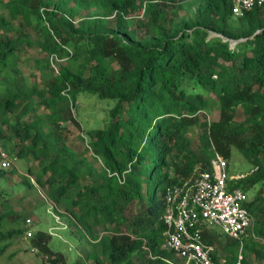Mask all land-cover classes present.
<instances>
[{
  "label": "trees",
  "instance_id": "16d2710c",
  "mask_svg": "<svg viewBox=\"0 0 264 264\" xmlns=\"http://www.w3.org/2000/svg\"><path fill=\"white\" fill-rule=\"evenodd\" d=\"M231 7V0H0V142L14 159L36 162L38 171L27 168L33 182L23 175L21 184L42 189L88 243L70 264H170L159 220L166 187L198 164L209 169L214 151L230 159L232 148L254 168L230 187L248 195L260 185L246 202L253 224L241 246L222 243L213 228L202 235L215 247L214 264L219 248L225 264H236L239 252L240 264H264L257 239L264 241V1L242 15ZM33 24L43 55L33 58L40 83L29 85L17 57ZM53 54L66 56L57 72ZM80 93L113 105L105 127L76 138L86 139L76 151L65 124L80 128L70 113ZM213 106L218 117L209 120ZM13 164L0 165V179L16 173ZM25 220L0 186V256L25 236ZM28 239L39 264H69L47 231Z\"/></svg>",
  "mask_w": 264,
  "mask_h": 264
},
{
  "label": "rangeland",
  "instance_id": "374dc122",
  "mask_svg": "<svg viewBox=\"0 0 264 264\" xmlns=\"http://www.w3.org/2000/svg\"><path fill=\"white\" fill-rule=\"evenodd\" d=\"M6 11V10H5ZM8 16V15H7ZM15 25L17 23H14ZM29 31L28 37L30 42H26L23 45L25 52L21 53L17 59L21 73L25 78L27 84H39L40 74L38 70H33V58L40 57L43 55L40 49L41 36L39 35L38 27L34 24L27 27ZM58 56V55H57ZM49 61L57 72L59 66L66 64V56L56 57L49 56ZM113 101L98 98L95 95L81 94L78 97L77 107H70V113L75 117L80 128H77L76 124L72 121L66 122L65 125L73 132L70 139H73L72 145L76 151H82L85 145L80 139H76L78 136L85 137V132L91 128L105 127L109 122V109L112 107ZM217 106H213V110L208 113L209 120H215L218 117ZM196 130H190L189 136L196 138L194 134ZM196 141L193 142L195 144ZM17 143V142H16ZM10 147H5L0 142V157L1 152L7 156L12 157L9 151ZM10 157V158H11ZM2 158V157H1ZM85 158L94 162L89 153L86 152ZM13 166L16 169V173L11 176H7L5 180L0 179V186L6 192L9 197L10 204L17 210H20L25 215L26 219H31L30 223H25L24 227L26 230H30L32 233L38 229H43L51 234L50 245L55 249L62 251L68 260V263L74 262L76 255L82 252L81 249L88 247V243L83 238H80L76 232V228L70 227L67 224V220L60 218L52 210V202L48 199L46 194L38 186H35L33 190H29L25 185L21 184L23 175H27L30 181L33 182V176L27 173L28 166H31L34 171H38L36 162L25 160L23 158H16L13 160ZM228 163V174L232 177H239L250 172L254 166L249 162L246 157L241 154L236 148H232L230 159ZM1 165V159H0ZM11 165V164H10ZM9 165V166H10ZM8 167V166H6ZM9 169V168H8ZM260 187L257 185L253 191H249L248 195L251 198L254 192ZM62 210V208H61ZM25 230V231H26ZM213 230L220 231L217 226H213ZM102 232V229H98ZM219 238L222 243L228 242L226 236L221 233ZM246 238V237H245ZM256 238V237H255ZM258 241L264 242L261 238H257ZM243 243V242H242ZM29 239H25L24 236L18 237L12 240L10 246L0 256V264H39L38 256L35 252L29 249ZM222 250L218 249V264H225L226 258L221 256ZM13 253V254H12ZM12 254V256H10ZM230 258V257H229ZM173 260V258L171 259ZM227 264H230L229 259ZM175 261V260H174Z\"/></svg>",
  "mask_w": 264,
  "mask_h": 264
},
{
  "label": "built area",
  "instance_id": "2783aa9c",
  "mask_svg": "<svg viewBox=\"0 0 264 264\" xmlns=\"http://www.w3.org/2000/svg\"><path fill=\"white\" fill-rule=\"evenodd\" d=\"M231 1L232 13L242 15L264 0ZM229 42L233 46L236 41ZM1 154L3 167L13 163V157ZM209 165V169L196 165L189 177L165 189L164 209L159 220L165 226L162 247L173 254V260L168 261L170 264H214L215 247L203 238V228L217 226L227 238L239 240L241 246L242 236L253 224V215L246 207L247 193L229 185L236 177L228 174L227 160L214 151ZM30 222L29 218L25 220V223ZM31 235L27 229L24 237L28 239ZM238 254L236 264H240L241 254Z\"/></svg>",
  "mask_w": 264,
  "mask_h": 264
}]
</instances>
